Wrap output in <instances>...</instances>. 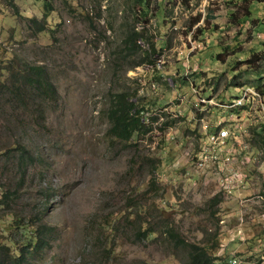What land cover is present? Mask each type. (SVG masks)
Wrapping results in <instances>:
<instances>
[{"label":"rangeland","instance_id":"obj_1","mask_svg":"<svg viewBox=\"0 0 264 264\" xmlns=\"http://www.w3.org/2000/svg\"><path fill=\"white\" fill-rule=\"evenodd\" d=\"M133 32L134 43L126 40ZM11 61L44 65L56 89L53 101L23 88L18 101L0 87V148L19 139L39 154L12 203L56 228L31 264H187L168 224L194 242L217 226L219 261L264 264V141L253 132L264 93L239 117L195 104L208 89L219 102L241 84L264 88V0H0V82ZM117 90L156 116L130 141L109 134ZM216 118L244 130L230 132L221 158L198 165L196 139ZM7 167L0 163L5 185L17 180ZM219 191L215 223L207 210ZM139 219L162 233L140 238Z\"/></svg>","mask_w":264,"mask_h":264},{"label":"trees","instance_id":"obj_2","mask_svg":"<svg viewBox=\"0 0 264 264\" xmlns=\"http://www.w3.org/2000/svg\"><path fill=\"white\" fill-rule=\"evenodd\" d=\"M233 15L236 19V15L234 13ZM32 20L34 19L32 18ZM131 35L126 40L132 38L134 43L140 33L133 32ZM252 60L253 58H246V61ZM138 63L140 61L133 62V65ZM2 68L8 69V77L0 82V87L11 89L9 92L14 94V98L18 101L21 98L25 100L29 91L38 93V96L42 97V99H52L53 101L56 99L54 97L56 89L48 78L44 65L24 63L20 66L11 61ZM234 78L235 76L230 81H233ZM256 87L264 93L263 86H261L262 88H259V85ZM23 88L28 92L26 95L22 93ZM143 106V104L137 106L126 90H117L111 93V98L106 108V116L110 123L109 134L115 138L130 141L134 135L137 136L139 133L149 129L150 122L156 116L149 114V122H145L142 118L144 115L142 114V111H144ZM255 127L258 130H253L254 135L264 141V121ZM38 158L39 154L19 139L14 140L12 145L6 149L0 148V163L3 166H8L6 169L11 173L12 179L17 177V180L14 183L10 181L12 184L9 185L0 182V224H3V232L8 231L7 236L9 239V243L0 241V264H31L32 259L35 260L39 257L38 255L50 246L53 239L56 228L43 220L44 215L40 211H34L22 216L12 203L18 195V191L25 185L29 172L35 166ZM155 169L156 166L152 165L149 182L154 187L160 182L154 175ZM44 193L49 196L47 188ZM220 200L221 192L219 191L210 198L208 204L207 212L213 216L215 223L218 220L215 214L217 212L216 205ZM130 206L133 207L132 212L135 217H138L136 203ZM139 220L141 222L140 228L136 231L140 238H152L162 233L163 230L161 228L153 226L152 223L144 222L142 219ZM164 229L176 245L185 247L187 264H224L215 255L217 249V243H215L218 233L217 226L213 231L209 230L202 240L195 242L187 241L180 237L171 224H168ZM113 253L114 246L112 244L104 248L103 255L105 257L109 258Z\"/></svg>","mask_w":264,"mask_h":264},{"label":"built area","instance_id":"obj_3","mask_svg":"<svg viewBox=\"0 0 264 264\" xmlns=\"http://www.w3.org/2000/svg\"><path fill=\"white\" fill-rule=\"evenodd\" d=\"M157 64H159L160 59H157ZM151 66V65H150ZM153 68V66H151ZM256 86L254 85H246V84H241V86H237L236 93L233 95H230L226 99H222L219 102L213 101V96L208 95V91H203L198 93L200 94L198 97V100L195 102V104H199L200 106L204 105L206 102H212L215 105H220L223 106L224 109H226L230 114H233L234 117H239L241 115V112L243 110H246L248 108V104L250 102L249 97H258L261 96V91H259ZM261 92V93H260ZM259 112L257 115H259L260 118L264 119V105L258 104L257 106ZM199 109V108H198ZM198 109H195V111L198 112ZM233 109H238L237 111H233ZM206 112L209 110H205ZM204 113V111L202 112ZM236 113V114H235ZM245 115V113H244ZM203 117V116H201ZM199 117V120H202V118ZM143 120L148 117L145 115L142 116ZM264 121V120H263ZM217 118L213 122L206 123L205 128H204V133L199 137V139H196L195 146L193 147V156L194 159L198 165H202L204 161L207 160V156L210 154L216 153L213 155V159L217 160L218 158H221V155H223L224 148L228 145V141L233 138L232 135H230V132H235L238 133L242 130H244L243 125L240 124L239 122L235 125H237L238 128L232 127V125L229 126V131L228 129L224 128L228 127L227 124L224 122L218 123ZM242 132V131H241ZM210 150H213L210 153ZM214 166V165H212ZM204 166H200V168H203ZM207 168V167H206ZM233 262L236 261L235 256L231 258Z\"/></svg>","mask_w":264,"mask_h":264}]
</instances>
